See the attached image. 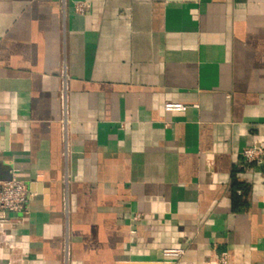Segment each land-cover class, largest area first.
<instances>
[{"label": "crops", "instance_id": "obj_1", "mask_svg": "<svg viewBox=\"0 0 264 264\" xmlns=\"http://www.w3.org/2000/svg\"><path fill=\"white\" fill-rule=\"evenodd\" d=\"M260 145L264 0H0V264H264Z\"/></svg>", "mask_w": 264, "mask_h": 264}, {"label": "built area", "instance_id": "obj_2", "mask_svg": "<svg viewBox=\"0 0 264 264\" xmlns=\"http://www.w3.org/2000/svg\"><path fill=\"white\" fill-rule=\"evenodd\" d=\"M83 4L77 6V10L83 11ZM61 104H62V132H63V141L65 144V157L68 152V79L66 74V69L63 70L62 74V85H61ZM187 106L180 103H166L164 105L165 112L168 113H182L187 110ZM243 158L251 162L261 163L264 157V146H252L246 148L242 152ZM29 198V189L26 182L19 180L15 177H12L6 181H0V227L8 225L12 222V219L25 211L26 205ZM66 200V198H65ZM68 249L66 254H68ZM163 255L165 257H171L174 259V262L170 264H175L179 261L184 255L185 250L183 249H171L164 250ZM176 261V262H175ZM218 264H231V255L229 252H222L218 256Z\"/></svg>", "mask_w": 264, "mask_h": 264}]
</instances>
